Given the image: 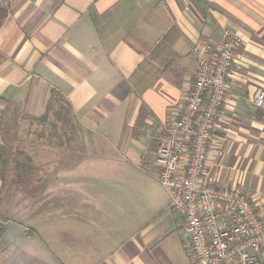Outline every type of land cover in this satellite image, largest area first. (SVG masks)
I'll return each mask as SVG.
<instances>
[{"label":"crops","instance_id":"1","mask_svg":"<svg viewBox=\"0 0 264 264\" xmlns=\"http://www.w3.org/2000/svg\"><path fill=\"white\" fill-rule=\"evenodd\" d=\"M226 28L230 88L204 168L264 214V0H0V148L12 124L54 116L51 93L75 123L58 145L29 143L59 158H32L26 179L0 161V264H194L155 154L192 84L191 47ZM17 200L43 210L10 228Z\"/></svg>","mask_w":264,"mask_h":264},{"label":"built area","instance_id":"2","mask_svg":"<svg viewBox=\"0 0 264 264\" xmlns=\"http://www.w3.org/2000/svg\"><path fill=\"white\" fill-rule=\"evenodd\" d=\"M236 35L224 29L191 47L197 67L178 114L169 120V135L159 142L156 176L181 215L194 264H261L264 261V214L236 186L206 174L204 161L219 112L229 91L227 74L234 60ZM253 104L264 117V89ZM205 175L207 177H205ZM217 207L228 216L219 224Z\"/></svg>","mask_w":264,"mask_h":264},{"label":"rangeland","instance_id":"3","mask_svg":"<svg viewBox=\"0 0 264 264\" xmlns=\"http://www.w3.org/2000/svg\"><path fill=\"white\" fill-rule=\"evenodd\" d=\"M55 98H57V96H55ZM57 103H59V102H57ZM56 108H58V106L53 107L52 110L56 109ZM49 113H51V112H49ZM50 119H55V117L49 116V118H47L42 125L37 124V123H32V122H27V123H23V124H20V123L19 124H17V123L12 124V129L8 133L9 141L11 142L13 139V143H14L15 148H20V149L23 148L25 150L28 149V152H31V150H29V148L31 146L30 147H28V146H29V143L34 141V138H36L35 140H39L43 143L44 138L47 137L48 139L45 141H49L50 144H52V145H58L60 142V139H59V137H57V134L60 132L62 127L58 123L56 124L55 127L50 126V122H49V121H51ZM17 126H18V129H17ZM62 126L64 128H68V130L74 129V126H72L70 124H64ZM29 128H35L34 131L38 132V134L35 135L36 137H34V133L30 134V132H28ZM17 132L19 134H17ZM15 141H18V142L15 143ZM32 146H34V145H32ZM42 147H45V145H42ZM44 153L45 152L43 151V149H37L35 154L32 153L33 154L32 158L34 159V162H36V163L43 162L45 158H52L53 160L59 158L58 153L53 154V155H51V154L44 155ZM12 175L14 177V179L12 178V180H14L16 182V180H15L16 176L14 174H12ZM159 184H160V182H159ZM11 204L12 203L9 202L8 204L5 205L7 211H8V209L10 210L8 212L7 217H9V219H11L13 222H15V221H21V222L20 223H17V222L13 223L12 222L10 224V226H11L10 228H12V227L19 228L21 223L23 225H25V227H26V225L28 224L30 214L33 215V213H35V214L41 213L43 210L42 207L44 205L42 203V200H40L36 203H32V204L24 203V202L17 200V202H15L14 205L10 208L9 206ZM5 215H7V214H5ZM1 221L6 222L8 220H5V218H3V219H1ZM1 221H0V223H1ZM13 231L14 230L7 231L8 237H10L12 235L11 232H13ZM263 263H264V261L261 264H263Z\"/></svg>","mask_w":264,"mask_h":264},{"label":"trees","instance_id":"4","mask_svg":"<svg viewBox=\"0 0 264 264\" xmlns=\"http://www.w3.org/2000/svg\"><path fill=\"white\" fill-rule=\"evenodd\" d=\"M51 95H53L51 99L52 106L47 107V113H49L48 111H51L52 115H54L56 120L49 121L50 126L55 127L56 124L58 123L62 127L63 123L60 121L64 120V121H67L66 124H70L75 127V123L71 122L74 120L73 119L74 117H73L70 106L64 103V101L58 97L55 99L56 95H54L53 93H51ZM54 104H57L58 108L52 110V108L54 107ZM45 116L46 114L44 116L38 117L36 119L37 124L42 125L45 121V118H46ZM4 136H5L4 144L0 148V161L4 165V168L2 171L3 174L4 175L7 173H10V175L14 174L16 176L15 180H22L24 178L26 179L28 176V165L30 162H33L32 157L23 148L21 149L15 148L13 139L10 142L9 136L7 133ZM16 142L18 141H15V143Z\"/></svg>","mask_w":264,"mask_h":264}]
</instances>
